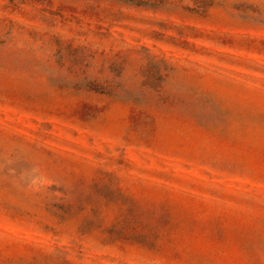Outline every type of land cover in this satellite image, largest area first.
<instances>
[{
  "label": "rangeland",
  "instance_id": "rangeland-1",
  "mask_svg": "<svg viewBox=\"0 0 264 264\" xmlns=\"http://www.w3.org/2000/svg\"><path fill=\"white\" fill-rule=\"evenodd\" d=\"M0 264H264V0H0Z\"/></svg>",
  "mask_w": 264,
  "mask_h": 264
}]
</instances>
